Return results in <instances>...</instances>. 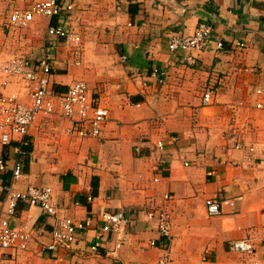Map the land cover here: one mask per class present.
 <instances>
[{"label": "crops", "instance_id": "1", "mask_svg": "<svg viewBox=\"0 0 264 264\" xmlns=\"http://www.w3.org/2000/svg\"><path fill=\"white\" fill-rule=\"evenodd\" d=\"M5 1L0 13L9 11L0 22V62L15 56L36 62L50 53L51 88L61 95L84 82L109 118L101 137L86 139L68 135L71 122L57 114L34 121L24 176L12 188H50L58 216L91 220L92 226L77 234L70 250L47 251L55 217L20 202L10 224L29 221L33 239L25 251H4L0 264H157L164 250L171 264H263L264 112L254 104L259 99L255 89L264 87V0H169L158 6V0L118 5L116 0H73L70 13L36 18L29 27L34 36L25 42L3 32L9 29V15L27 3ZM201 19L211 24L212 34L188 65L169 52L168 42L191 34ZM48 25L78 34V50L47 40ZM17 43L21 55H12ZM154 70L165 71L160 82ZM32 87L10 77L3 92L26 103ZM206 90L212 92L209 105L203 103ZM171 136L178 138L176 146L160 154L165 169L154 182V142ZM12 149L0 154L14 159ZM8 175L0 182V218H7L3 188ZM166 194L169 240L158 235L156 220L147 218L149 206H160ZM207 199L234 205H223L221 214L209 217ZM104 212L129 220L122 233L126 241L115 233L101 234ZM98 234V252L90 254ZM239 240L250 242L254 252L231 251L230 243Z\"/></svg>", "mask_w": 264, "mask_h": 264}, {"label": "built area", "instance_id": "2", "mask_svg": "<svg viewBox=\"0 0 264 264\" xmlns=\"http://www.w3.org/2000/svg\"><path fill=\"white\" fill-rule=\"evenodd\" d=\"M5 1V0H2ZM27 7L14 10L8 17L7 27L13 30L29 28L36 18L60 17L70 13L74 8L73 0H24ZM251 1V0H248ZM122 0H116L117 3ZM169 0H158V4H166ZM212 26L206 20H199L193 32L185 36H173L169 39L168 50L172 54H180L182 60L191 65L195 62L194 54L204 51L212 34ZM44 36L47 40H61L68 50H78L81 45V37L72 33L62 25H48ZM221 47V43L217 44ZM239 48L242 45L238 46ZM53 71L52 57L46 53L40 60L32 61L24 56H15L8 61L0 62V151L7 147H13L14 159L4 157L0 154V182L3 177L10 173L3 188L5 193V212L7 218H0V259L4 251H25L32 242L34 229L29 221H21L16 227H12L9 218L15 215L20 202L28 207L40 209L44 214L55 217V225L51 234V242L46 246L47 251L70 250L76 242L78 233L83 232L92 226L91 220L76 221L71 217L58 216L52 202L50 188H28L26 191H16L12 188L13 183L23 179V159L28 155L27 148L31 146L28 138L30 128L34 121L40 117L58 115L61 119L71 122L67 129L68 135H75L80 139L99 138L104 132L105 125L109 118L108 109L101 103L95 102L88 94V88L84 82H76L68 90L58 95L52 88L50 75ZM153 75L159 78L165 76V71L154 70ZM15 77L33 84L29 101L22 103L15 94H5L3 89L8 86V78ZM255 96L259 99L254 104V109L264 112V87L255 89ZM212 102V92L206 90L203 94V103L209 105ZM15 139L17 142L15 143ZM178 138L171 136L166 140L154 142V156L151 170L157 174L154 182H158V172L165 169V162L160 154L176 146ZM140 145L133 149L135 155L140 152ZM236 145V149H240ZM252 151V149H250ZM183 159V158H181ZM184 161V160H183ZM188 166V162H183ZM211 175V173H209ZM164 203L151 205L147 211V218L156 220L158 235L165 240L171 237V212L166 205L170 200L168 194L163 197ZM77 205V204H76ZM233 206V201H218L207 199L205 201L206 212L209 217L221 214L222 206ZM103 226L100 230L103 233H115L122 241V236L129 220L122 213L104 212L101 215ZM101 235L94 238L88 253L98 252ZM151 247L156 246L155 241L149 242ZM230 250L243 252L248 255L254 252L250 242L239 240L230 243ZM164 254L158 259L157 264H171L169 254ZM207 251H205L206 255ZM258 264V263H255ZM264 264V263H263Z\"/></svg>", "mask_w": 264, "mask_h": 264}, {"label": "rangeland", "instance_id": "3", "mask_svg": "<svg viewBox=\"0 0 264 264\" xmlns=\"http://www.w3.org/2000/svg\"><path fill=\"white\" fill-rule=\"evenodd\" d=\"M4 3L7 5V2L6 1L0 0V8L3 7L2 4H4ZM8 11L9 10L6 9L3 12L0 13V22H4L7 19ZM3 33L6 35V37L8 36V39H12V40H15V39L16 40H19V39H21L22 41H20V42H25L27 36H29V37H33L34 36L33 35V32L29 28H27L25 30L24 29L23 30H19V31L5 29V31ZM38 35L39 34H37V36ZM11 44H13V43H11ZM17 46H18L17 48L12 47L13 48L12 49L13 50V54L12 55L20 54V52H22V50H21L22 47H20V44L17 43ZM10 47H11V45H10ZM29 50H31V49L29 48ZM22 54H24V53H22Z\"/></svg>", "mask_w": 264, "mask_h": 264}, {"label": "trees", "instance_id": "4", "mask_svg": "<svg viewBox=\"0 0 264 264\" xmlns=\"http://www.w3.org/2000/svg\"><path fill=\"white\" fill-rule=\"evenodd\" d=\"M27 151L30 152V147L27 148ZM9 177H10V175L7 176V178H9Z\"/></svg>", "mask_w": 264, "mask_h": 264}]
</instances>
